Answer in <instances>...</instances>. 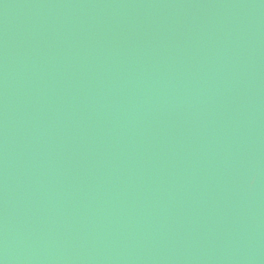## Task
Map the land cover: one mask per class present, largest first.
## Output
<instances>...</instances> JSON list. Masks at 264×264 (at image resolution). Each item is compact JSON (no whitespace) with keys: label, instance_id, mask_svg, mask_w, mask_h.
I'll use <instances>...</instances> for the list:
<instances>
[{"label":"water","instance_id":"water-1","mask_svg":"<svg viewBox=\"0 0 264 264\" xmlns=\"http://www.w3.org/2000/svg\"><path fill=\"white\" fill-rule=\"evenodd\" d=\"M0 264H264V0H0Z\"/></svg>","mask_w":264,"mask_h":264}]
</instances>
